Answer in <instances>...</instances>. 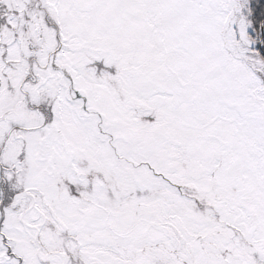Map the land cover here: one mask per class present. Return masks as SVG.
Instances as JSON below:
<instances>
[{
    "label": "snow or ice",
    "instance_id": "snow-or-ice-1",
    "mask_svg": "<svg viewBox=\"0 0 264 264\" xmlns=\"http://www.w3.org/2000/svg\"><path fill=\"white\" fill-rule=\"evenodd\" d=\"M0 264H264V0H0Z\"/></svg>",
    "mask_w": 264,
    "mask_h": 264
}]
</instances>
